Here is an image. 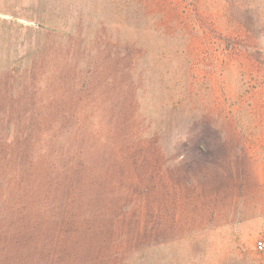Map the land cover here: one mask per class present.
Returning a JSON list of instances; mask_svg holds the SVG:
<instances>
[{"label": "rangeland", "instance_id": "rangeland-1", "mask_svg": "<svg viewBox=\"0 0 264 264\" xmlns=\"http://www.w3.org/2000/svg\"><path fill=\"white\" fill-rule=\"evenodd\" d=\"M264 0H0V264H264Z\"/></svg>", "mask_w": 264, "mask_h": 264}, {"label": "built area", "instance_id": "built-area-1", "mask_svg": "<svg viewBox=\"0 0 264 264\" xmlns=\"http://www.w3.org/2000/svg\"><path fill=\"white\" fill-rule=\"evenodd\" d=\"M258 248H259L260 250H263L264 245H263L262 243H259Z\"/></svg>", "mask_w": 264, "mask_h": 264}]
</instances>
